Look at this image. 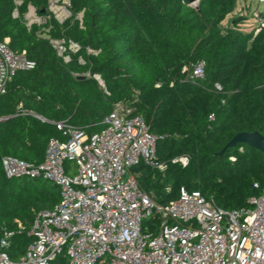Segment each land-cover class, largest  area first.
Instances as JSON below:
<instances>
[{
  "label": "trees",
  "instance_id": "obj_1",
  "mask_svg": "<svg viewBox=\"0 0 264 264\" xmlns=\"http://www.w3.org/2000/svg\"><path fill=\"white\" fill-rule=\"evenodd\" d=\"M50 0H27L40 14ZM236 0H71L73 17L61 26L53 19L52 37L64 35L82 45L66 63L50 40L28 30L14 18L13 0H0V41L25 52L35 62L18 72L0 97V230H17L9 250L19 257L31 242L28 234L36 212L53 209L60 200L56 184L42 178L5 176L2 157L32 163L44 160L51 138L63 139L56 122L103 128L102 120L118 103L135 108L151 131L164 138L156 148L158 161L167 164L170 191L160 201L177 198L181 187L198 190L226 209L247 205L264 190V152L245 143L220 153L239 132L264 135V26L246 33L220 27L234 11ZM83 13V27L76 19ZM264 17V14H262ZM99 50L86 54L85 48ZM204 63V76L191 77L185 66ZM90 71L91 76L80 78ZM105 82L107 92L94 77ZM219 84L221 89H217ZM21 106V107H19ZM42 116L45 120L38 118ZM214 119H210V115ZM185 155L188 164L173 162ZM139 184L147 190L152 169L141 163ZM51 264H69L65 253Z\"/></svg>",
  "mask_w": 264,
  "mask_h": 264
},
{
  "label": "built area",
  "instance_id": "obj_2",
  "mask_svg": "<svg viewBox=\"0 0 264 264\" xmlns=\"http://www.w3.org/2000/svg\"><path fill=\"white\" fill-rule=\"evenodd\" d=\"M13 2L12 16L22 19L28 30L39 26L38 35L50 40L64 62L80 53L82 45L63 32L51 36L53 19L61 26L72 19L71 0H50L46 14L30 3L22 13L27 0ZM256 18L258 33L264 17L259 12ZM76 19L83 27V13ZM9 42V38L0 41V97L18 72L35 67L25 52L13 50ZM85 51L99 53L91 47ZM78 62L91 64L81 54ZM185 70L191 71V77H202L204 63L185 66ZM85 75L90 77V71ZM94 77L107 92L102 77ZM102 125L100 131L89 134L67 121L56 122L64 138H51L39 163L2 157L7 178L51 181L60 190V200L53 209L36 212L28 231L32 240L19 257L13 258L9 250L16 233L25 227L16 220L17 230H0V264H51L63 253L69 264H264V190L248 198L247 205L230 210L185 187L177 198L161 202V197L140 186L134 168L141 163L151 169L167 168L156 156L157 143L164 137L154 134L135 108L120 103ZM69 161L76 163L77 174H71ZM173 162L185 166L188 157H175ZM145 220L159 222L155 233L144 232Z\"/></svg>",
  "mask_w": 264,
  "mask_h": 264
},
{
  "label": "rangeland",
  "instance_id": "obj_3",
  "mask_svg": "<svg viewBox=\"0 0 264 264\" xmlns=\"http://www.w3.org/2000/svg\"><path fill=\"white\" fill-rule=\"evenodd\" d=\"M192 6L195 7L196 5H192ZM259 12L261 14H264V1L236 0L234 11L226 16V18L221 23L220 27L223 31H225L227 28L234 26V20H239L238 29L243 32L249 33L255 30V28L258 25L256 15ZM85 74L86 73H84L83 76H86ZM66 165L72 167L71 168L72 175L77 174V165L74 161H69L66 163ZM137 172L138 175L141 177L142 173L139 171ZM155 185L157 187L162 188L164 191L171 190L172 185L171 183L167 182V168L164 170L152 169L151 183H149L147 186V191H150L155 196L160 198L162 197L163 193L162 192L158 193L157 188H155ZM147 221L148 220H145L143 224L144 232L155 233L159 222L158 221L147 222Z\"/></svg>",
  "mask_w": 264,
  "mask_h": 264
},
{
  "label": "water",
  "instance_id": "obj_4",
  "mask_svg": "<svg viewBox=\"0 0 264 264\" xmlns=\"http://www.w3.org/2000/svg\"><path fill=\"white\" fill-rule=\"evenodd\" d=\"M189 3H196L197 0H188ZM80 78H84L85 76L81 75ZM9 119V117H3L0 121H5ZM238 143H245L249 146L256 148L262 152H264V135L259 131H251V132H239L237 133L223 148L220 153H223L226 149L230 147H234Z\"/></svg>",
  "mask_w": 264,
  "mask_h": 264
}]
</instances>
